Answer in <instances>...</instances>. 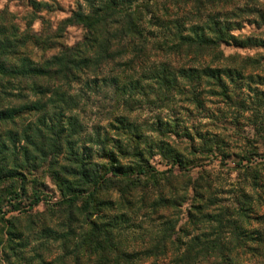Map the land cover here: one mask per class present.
Returning <instances> with one entry per match:
<instances>
[{
	"label": "clouds",
	"instance_id": "9594fccd",
	"mask_svg": "<svg viewBox=\"0 0 264 264\" xmlns=\"http://www.w3.org/2000/svg\"><path fill=\"white\" fill-rule=\"evenodd\" d=\"M0 264H264V0H0Z\"/></svg>",
	"mask_w": 264,
	"mask_h": 264
}]
</instances>
